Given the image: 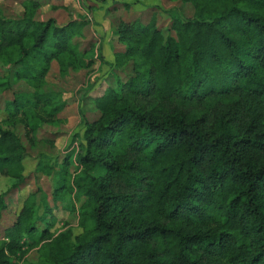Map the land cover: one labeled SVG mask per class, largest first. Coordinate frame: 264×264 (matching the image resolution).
Listing matches in <instances>:
<instances>
[{
  "label": "trees",
  "instance_id": "obj_1",
  "mask_svg": "<svg viewBox=\"0 0 264 264\" xmlns=\"http://www.w3.org/2000/svg\"><path fill=\"white\" fill-rule=\"evenodd\" d=\"M167 1L192 15L115 22L117 75L93 98L77 165L72 152L56 171L53 200L73 195L62 208L80 231L54 233L60 207L40 214L38 188L4 227L0 264H264V0ZM42 6L0 5V177L15 182L0 224L28 156L37 175L56 170L55 140L40 137L66 108L53 65L65 80L102 59L85 17L60 24Z\"/></svg>",
  "mask_w": 264,
  "mask_h": 264
},
{
  "label": "rangeland",
  "instance_id": "obj_2",
  "mask_svg": "<svg viewBox=\"0 0 264 264\" xmlns=\"http://www.w3.org/2000/svg\"><path fill=\"white\" fill-rule=\"evenodd\" d=\"M25 0L16 1H2L0 5H3L6 9V13L13 15L15 12L22 11V2ZM42 2V8L40 9V15L43 19L49 17H55L60 24L66 23L71 18L79 16L85 17L89 22V30L87 34L88 41H94L98 45V52L100 56L99 65L95 66L94 72L87 74L86 72H80L76 75H72L65 80H61L58 77V67L56 64L52 67V73L50 76L51 81L58 85V89L62 91V101L66 103V108L61 114V123L57 128L50 131H58L59 134L55 137L47 131L40 133L41 138H50L55 140V148L52 151L53 161H56V170L50 175L39 176L36 174V166L40 161V156H28L26 159V175L28 177L26 185L21 188L17 193L11 194L8 198L10 208L6 211L3 217V221L0 224V236H2L3 229L8 224H11L17 212L22 206V202L32 191H36L38 188L42 190V193L38 196L39 213L43 212V206L48 204L51 207L58 205L60 209L54 210V213L58 219V224L54 233H58L65 229L64 224H70L75 232H79L78 220L75 215L70 214L68 211L63 210V206L67 205L71 201L72 197L61 196L60 201L56 204L53 200V194L57 189V179L55 178L56 171L60 170L61 164L64 162L65 157L70 153V156L74 163L77 165L76 157L81 148L82 135L85 130V122L96 120L99 118V112L95 109L93 104V98L99 94H102L113 83V79L117 75L115 73L113 51L114 47H117L114 41V24L119 20L126 22L139 20L147 22L151 15L157 13L159 17V23L166 25L168 23V17L171 14H184L185 16H191L193 10L189 6L179 5L167 0H146L140 3H135L133 0H108L107 3H103L102 0H39ZM125 4H129L130 8H125ZM54 7H57L54 9ZM15 11V12H14ZM87 40L84 45H87ZM108 45H112V49H108ZM113 62V63H112ZM121 74V73H120ZM126 74H121V77H125ZM11 98L12 95H7ZM4 118L3 113H0V120ZM20 135L24 134L23 129L19 128ZM73 171V167H72ZM71 171V172H72ZM73 176V174H72ZM73 180V177H72ZM14 181L10 178L0 177V193H4L13 187ZM64 197V198H63ZM63 198V199H62ZM75 200V199H74ZM38 254L36 248L31 250L27 255V259L32 262L37 260Z\"/></svg>",
  "mask_w": 264,
  "mask_h": 264
},
{
  "label": "crops",
  "instance_id": "obj_3",
  "mask_svg": "<svg viewBox=\"0 0 264 264\" xmlns=\"http://www.w3.org/2000/svg\"><path fill=\"white\" fill-rule=\"evenodd\" d=\"M111 49H112V45H110ZM110 47L108 45V49L110 50ZM113 51V50H112ZM113 58H114V53H113ZM113 63V62H112Z\"/></svg>",
  "mask_w": 264,
  "mask_h": 264
}]
</instances>
